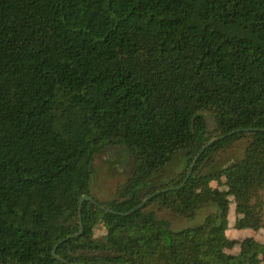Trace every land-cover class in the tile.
<instances>
[{"label": "trees", "instance_id": "obj_1", "mask_svg": "<svg viewBox=\"0 0 264 264\" xmlns=\"http://www.w3.org/2000/svg\"><path fill=\"white\" fill-rule=\"evenodd\" d=\"M250 128L264 129V0H0V264H264V242L226 234L231 197L236 228L264 227ZM116 146L134 169L103 201L93 168ZM178 155L185 168L152 186ZM85 194L98 204L80 215ZM152 205L218 212L173 230Z\"/></svg>", "mask_w": 264, "mask_h": 264}, {"label": "rangeland", "instance_id": "obj_2", "mask_svg": "<svg viewBox=\"0 0 264 264\" xmlns=\"http://www.w3.org/2000/svg\"><path fill=\"white\" fill-rule=\"evenodd\" d=\"M209 120V119H208ZM211 124V120H209ZM247 143L240 142L236 144L228 152L223 153L218 157L216 163L212 165L208 171H215L221 167H227L240 159ZM185 168V161L182 155H178L176 159L168 165L156 178L151 182L152 186L160 185L168 181L177 172ZM134 169V158L130 152L123 146L110 147L100 153L95 161L93 168V176L91 180L92 193L100 200L107 201L115 198L117 187L125 183L132 174ZM223 181L225 178H222ZM220 182L213 181L212 185L217 186ZM264 201V190L262 192ZM231 199L229 212V226L226 234L231 239L242 240L246 237H255L257 240L264 242V227L260 230L253 229H238L235 227L239 215L236 213L235 202ZM150 210L156 212L157 219H168L171 222L173 230H181L185 228H194L204 223L206 216L210 213H217L218 208L215 205L204 207L194 219L174 214L170 211H163L157 205H152ZM106 233L104 225H98L95 229V235L102 236ZM240 251V246L236 245L233 249H228L227 252L237 254Z\"/></svg>", "mask_w": 264, "mask_h": 264}, {"label": "water", "instance_id": "obj_3", "mask_svg": "<svg viewBox=\"0 0 264 264\" xmlns=\"http://www.w3.org/2000/svg\"><path fill=\"white\" fill-rule=\"evenodd\" d=\"M245 130H249V131H252V130H253V131H254V130H264V129H260V128H250V129H245ZM220 138H222V137H216V138H214L213 140H211V141L206 145V147L202 150V152H203L207 147H209L210 145H212L215 141L220 140ZM197 158H198V157H197ZM197 158H196V160H197ZM196 160H195V162H196ZM194 164H195V163H194ZM194 164H193V165H194ZM190 173H191V171L189 172V175H190ZM165 190H167V189H165ZM159 192H161V191H159ZM147 200H148V199H146L142 204H140L138 207H136V208L133 209L132 211H129V212H126V213H121V212H115V213L120 214V215H129V214L135 212L137 209L141 208V207L143 206V204H144L145 202H147ZM85 201H91V202H93V203H95V204H98L97 201H96L93 197H91L90 195H88V194L83 195L82 198H81V200H80V206H79V212H80V215H81V213H82V206H83V203H84ZM107 211L114 212V211L111 210V209H107ZM82 230H83V226H82L81 231H82ZM72 236H73V235H72ZM72 236H68V237L62 239V240L56 245V247H55L54 250H53V255H54L55 257H57L60 261H64V260L56 254L57 247H58L61 243L65 242L66 240H68L69 238H71Z\"/></svg>", "mask_w": 264, "mask_h": 264}]
</instances>
